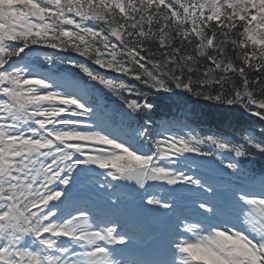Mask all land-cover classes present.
Instances as JSON below:
<instances>
[{
    "label": "snow or ice",
    "instance_id": "obj_1",
    "mask_svg": "<svg viewBox=\"0 0 264 264\" xmlns=\"http://www.w3.org/2000/svg\"><path fill=\"white\" fill-rule=\"evenodd\" d=\"M0 264H264V0H0Z\"/></svg>",
    "mask_w": 264,
    "mask_h": 264
}]
</instances>
